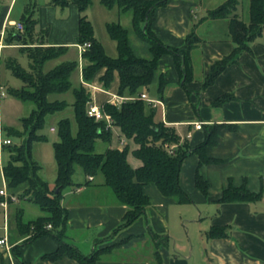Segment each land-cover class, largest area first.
Wrapping results in <instances>:
<instances>
[{"label":"crops","instance_id":"obj_1","mask_svg":"<svg viewBox=\"0 0 264 264\" xmlns=\"http://www.w3.org/2000/svg\"><path fill=\"white\" fill-rule=\"evenodd\" d=\"M13 1L0 5V28L20 20L27 2L15 13ZM210 1L167 0L165 5L155 9L152 31L161 42L183 48L186 34L192 28L201 41L190 53L192 78L185 83L186 87L182 85L183 79L174 65L173 56L165 53L158 60V70L166 81L162 95L157 92L155 82L142 92L158 101L149 103L155 109L154 120L173 127L180 143L185 141L189 147L200 144L205 140L207 129L213 126L214 141L205 147L206 156L212 160L200 163L194 152L182 160L178 180L190 202H177L162 194L154 183L145 184L143 192L150 203L142 215L124 227L119 225L126 206L104 183L101 174L78 180L83 183L80 186L66 187L60 200L67 211L63 240L84 255L102 248L96 264H264V196L253 202H217L229 182L236 187L243 184L252 192H258L264 185V28L250 42L249 49L241 51L212 83L203 86L211 63L228 55L234 47L226 19L201 20L209 9L224 0L214 6L208 4ZM38 8L40 29L49 27L44 42L66 45L67 51L76 47L79 51L78 7L75 4L59 7L46 0L39 3ZM240 11L241 0L235 10L238 17ZM13 13L16 18L12 17ZM10 28L0 35L2 90L6 85L5 61L9 57L15 58L14 49L19 51L18 44L4 41ZM80 83H84L82 77ZM92 84L97 89L91 91V101L96 95L98 104L107 101L111 94L129 97L117 93V75L109 88H104L98 80ZM224 93L230 94V98L220 104L212 103ZM13 98L15 102L17 98ZM2 119L0 113V121ZM197 121L202 122L201 128H195ZM11 123L15 122L0 123V178L6 185L1 158L3 156L7 161L9 143H2L1 135L5 126H13ZM112 126L109 147L123 146L126 137L119 127ZM5 138L14 143L11 137ZM121 139L124 140L122 144ZM136 147L134 142L127 154L132 167L141 165V160L132 153ZM196 172L208 182L206 193L195 185ZM85 180L89 181L84 183ZM26 185L22 182L15 187L6 186V192L15 199L7 203L5 229L1 208L0 237H6V245L0 244V264H23L21 260L24 264H79L66 253L57 258L47 257L57 246L51 235L44 234L24 242L26 236L17 233L14 226L16 209L21 208L24 221L45 214L37 205L33 207L32 202L18 197ZM48 185L54 186V178ZM27 214L32 217L26 218ZM212 226H227L226 235L207 238L205 232ZM14 245H18L20 261L12 254Z\"/></svg>","mask_w":264,"mask_h":264},{"label":"trees","instance_id":"obj_2","mask_svg":"<svg viewBox=\"0 0 264 264\" xmlns=\"http://www.w3.org/2000/svg\"><path fill=\"white\" fill-rule=\"evenodd\" d=\"M108 9L116 8L118 13H130V26L119 22L107 23L109 36L116 42L117 55L106 54L101 42L95 37L91 21L84 12L90 6L91 0H50V3L65 7L75 4L79 10L77 43L89 42L81 52L83 65L81 77L86 83L95 80L109 88L118 78L117 93L128 95L120 104L108 101L100 103L103 111L112 118L113 125L119 127L121 133L135 142L137 147L132 153L141 160V165L132 167L128 160V146L107 147L103 152L95 151L96 139L100 138L109 143L111 130L106 127L104 120H94L86 114V107L91 101V92L84 83L72 88L70 75L79 65L77 60H65L44 70L46 61L55 59L67 51L66 45H48L36 30V19L33 17L35 3L26 5L20 17L23 30L13 27L4 36L5 43L18 44L19 51L29 59L27 69L23 68L14 57L5 61V67L14 76L21 79L23 84L14 88L9 86L7 94L22 101L32 102L34 108L27 116L21 117L23 133L26 136L20 143L7 145L8 159L3 164V174L9 187H15L26 182V187L18 194L20 199H26L37 205L45 214L24 221L21 208L16 209L14 226L17 233L26 236L24 242L33 240L41 235L49 234L56 241V249L47 254L49 258H57L66 253L75 258L79 264H96L102 248L92 254L84 255L78 249L63 240L67 221V211L61 205L63 190L69 186L83 184L74 181L72 175L79 166L84 177L101 174L116 198L126 206L120 227L133 222L145 212L150 200L143 192V186L154 183L159 191L175 199L177 202H190L188 194L179 184L178 175L182 160L190 153H196L200 163L212 159L206 156L205 147L214 141L215 130L207 129L205 140L200 144L189 147L179 137L171 126H166L154 120L155 109L139 97L143 88L156 83L157 92L161 96L166 81L158 70V60L162 54L170 53L180 77L182 85L192 78L191 50L197 47L201 37L194 28L186 34L183 48L171 47L161 42L152 31L155 9L166 4L167 0H100ZM239 0H224L216 7L209 9L201 19H226L228 34L234 43L232 51L211 63L203 86L213 82L215 77L243 50L249 49L250 42L262 33L264 28V0H248V20L244 21L235 10ZM140 42L134 46L130 34ZM72 88L71 102L73 118L76 122V132L71 131V120L62 117L56 122L57 140L53 141L56 176L54 186L49 187L39 170L41 166L31 157L30 147L34 140H45L46 137L38 132L45 122V116L66 108L65 99L49 100L52 93H63ZM224 93L212 103L220 104L230 98ZM53 128V127H52ZM7 137L21 133L13 126H5ZM22 133V134H23ZM175 144L170 153L165 146ZM89 180H85L87 183ZM195 185L206 193L208 182L196 172ZM264 196V185L258 192L248 190L243 184L233 186L230 182L224 187L217 202L246 201L253 202ZM2 197L0 196V199ZM8 202H12L8 199ZM48 224L50 225L48 227ZM227 226H212L206 232L207 238L226 235ZM12 254L20 261L18 245L12 247ZM24 264V261H20Z\"/></svg>","mask_w":264,"mask_h":264},{"label":"rangeland","instance_id":"obj_3","mask_svg":"<svg viewBox=\"0 0 264 264\" xmlns=\"http://www.w3.org/2000/svg\"><path fill=\"white\" fill-rule=\"evenodd\" d=\"M10 0H0V5L8 4ZM46 1V0H14L13 1V10L16 13L19 8L23 6L24 2H27V6L35 3V9L33 13V17L36 19V26L35 30L45 38L48 33L49 27H43L41 30L39 27V8L38 5L39 3ZM204 1V0H202ZM207 0H205L206 3ZM222 0H211L210 5L214 6L215 4L221 2ZM24 9V7H23ZM85 16L87 19H89L93 25L94 29V35L95 37L103 44V47L105 48L106 54H108L111 57H114L117 55V48H116V42L109 36L107 32L106 25L107 23L111 22H119L124 26L129 27L130 26V13L126 12L124 14L119 15L117 13L116 8L113 9H108L105 6H103L100 3V0H91L90 6L86 9L84 12ZM16 14H12V17L16 18ZM240 18L244 21L248 20V0H241V11H240ZM130 40L134 46H140V42L136 40L133 36V34H130ZM13 54L16 58V60L19 62V64L27 69L29 66V59L26 56V54L21 53L17 49L13 50ZM64 60H77L82 61L81 55L79 51L77 50L76 47H70L67 53L64 55H60L59 57L55 59H51L46 61L44 64V70H47L51 67H53L55 64L64 61ZM82 63V64H81ZM71 73L70 75V80L72 82V88L76 87L80 84L81 80V69L80 65H83V62H81ZM5 78H6V85L3 87V90L5 91L4 96L1 98L0 102V113L2 114V122L5 124L7 121L9 122H15L11 123L13 126H17L19 130L18 133H21L19 137L17 136H12L11 139L13 140L14 143H20V141L26 136L27 132L23 133V128H22V123L19 121V118L21 116H27L30 111L35 107L32 102H27V101H18L17 99L15 102H13L14 98L7 94V88L9 86L18 88L20 87L23 82L21 81L20 78L14 76L8 69L5 68ZM80 76V77H79ZM87 87V86H86ZM72 88L67 90L66 92L63 93H52L48 95L49 100H54V99H65L68 102V105L66 106L65 109L61 111L54 112L52 114H47L45 116V122L44 125L41 129L38 130L40 134H43L46 139L45 140H34L31 142V147H30V152H31V157L36 160L39 165L41 166L39 170L40 176L49 183L53 178L56 176V162L54 158V151H53V141L57 140V132H56V122L62 117H69L71 120V131L74 134L76 132V122L73 118V113H72V107H71V102L73 101V95H72ZM89 89V88H88ZM99 97H96L94 95L92 97V101L95 103H98ZM18 122V123H17ZM51 126L54 127V130L51 129ZM113 126H111L112 128ZM110 128V129H111ZM113 129V128H112ZM23 133V134H22ZM112 133V131H111ZM2 138L7 137L6 133L2 131ZM127 142L124 144V146H128V152L131 146H133L134 142L130 138H126ZM121 144V143H120ZM109 145H111L110 141L109 143L105 142L104 140L98 138L96 139L95 142V151L96 152H103ZM6 159L5 157L2 156L1 158V164L5 163ZM1 168V165H0ZM99 176H101L99 174ZM102 177V176H101ZM72 179L74 181L78 180H83L84 179V174L81 171L79 166H76L75 172L72 175ZM8 184L6 185L3 183L2 177L0 178V188L4 187L5 189L7 188ZM34 205V204H31ZM33 207H36L35 205ZM32 217L31 214H27L26 218ZM2 225V213H1V207H0V227ZM1 232V228H0Z\"/></svg>","mask_w":264,"mask_h":264},{"label":"built area","instance_id":"obj_4","mask_svg":"<svg viewBox=\"0 0 264 264\" xmlns=\"http://www.w3.org/2000/svg\"><path fill=\"white\" fill-rule=\"evenodd\" d=\"M13 27L15 30L17 31H22L23 30V23L19 20V21H15V22H11L9 23V25L7 24H3L2 27L0 28V35L3 36L5 34V31H6V28L7 27ZM0 46H1V43H0ZM87 46H89V42H85L83 44H78L77 47L79 49V52L81 53ZM85 86H87V88H89V91H93V90H96L97 87L93 84H89V83H86L84 82ZM4 94L3 90L1 89V86H0V97ZM139 97L141 99H144L145 101H147L148 103L150 104H154L155 102H158V101H155L151 98H148L146 96V94L144 92H141L139 94ZM125 99L127 98H124L122 96H119L117 94H111L109 99L107 100L108 102L110 103H113V104H120L122 101H124ZM100 104L98 103H95L94 101H90L86 107V114L88 116H91L94 120H104L106 122V127L107 128H111V126L113 125L112 123V118H110L102 109L101 105L99 106ZM195 128H201L202 126V122L201 121H197L195 122L194 124ZM10 139L9 138H6V139H3L2 140V143L4 144H7V143H10ZM124 142V140H120V143L122 144ZM165 146L167 147V150L172 153L173 152V149L175 147V144H171V145H167L165 144ZM89 178H91V176H89ZM0 196L2 197L0 199V207L3 209V219H4V229L6 228V225H7V212H6V207H7V203H8V199H11V200H14L15 197L8 194L6 192V189L4 187L0 188ZM50 225L48 224V227ZM0 244H5L6 245V237L3 236V237H0Z\"/></svg>","mask_w":264,"mask_h":264},{"label":"bare ground","instance_id":"obj_5","mask_svg":"<svg viewBox=\"0 0 264 264\" xmlns=\"http://www.w3.org/2000/svg\"><path fill=\"white\" fill-rule=\"evenodd\" d=\"M4 95V94H3ZM100 106V105H99ZM53 129V128H52ZM4 139H6V138H4ZM8 144V143H7Z\"/></svg>","mask_w":264,"mask_h":264}]
</instances>
